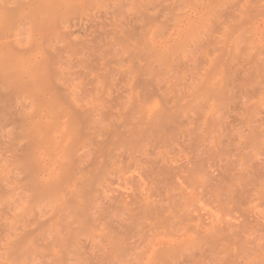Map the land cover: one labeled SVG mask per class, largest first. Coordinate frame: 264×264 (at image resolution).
Returning a JSON list of instances; mask_svg holds the SVG:
<instances>
[{
    "label": "rangeland",
    "instance_id": "1",
    "mask_svg": "<svg viewBox=\"0 0 264 264\" xmlns=\"http://www.w3.org/2000/svg\"><path fill=\"white\" fill-rule=\"evenodd\" d=\"M0 264H264V0H0Z\"/></svg>",
    "mask_w": 264,
    "mask_h": 264
}]
</instances>
